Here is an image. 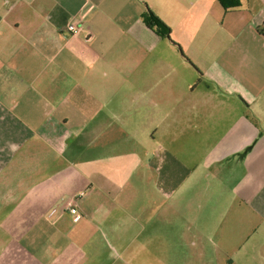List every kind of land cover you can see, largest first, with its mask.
I'll list each match as a JSON object with an SVG mask.
<instances>
[{"label": "crops", "instance_id": "crops-1", "mask_svg": "<svg viewBox=\"0 0 264 264\" xmlns=\"http://www.w3.org/2000/svg\"><path fill=\"white\" fill-rule=\"evenodd\" d=\"M239 2L0 0V264H264V0Z\"/></svg>", "mask_w": 264, "mask_h": 264}, {"label": "trees", "instance_id": "trees-1", "mask_svg": "<svg viewBox=\"0 0 264 264\" xmlns=\"http://www.w3.org/2000/svg\"><path fill=\"white\" fill-rule=\"evenodd\" d=\"M218 2L225 10H233L240 7L239 0H218ZM143 21L146 26L153 30L157 35H159L160 37L167 38L173 43L171 39V28L162 19H160L152 10H146V12L143 14ZM175 46H177L178 49L181 50L178 45L175 44Z\"/></svg>", "mask_w": 264, "mask_h": 264}, {"label": "built area", "instance_id": "built-area-1", "mask_svg": "<svg viewBox=\"0 0 264 264\" xmlns=\"http://www.w3.org/2000/svg\"><path fill=\"white\" fill-rule=\"evenodd\" d=\"M68 30L71 33V35L76 36V35H78V33L81 30V25L74 22V23L69 25ZM85 195H86V193L81 192V193L69 198L64 203V205L62 206V209L68 210L72 214H75L78 216V213H79L78 203Z\"/></svg>", "mask_w": 264, "mask_h": 264}, {"label": "rangeland", "instance_id": "rangeland-1", "mask_svg": "<svg viewBox=\"0 0 264 264\" xmlns=\"http://www.w3.org/2000/svg\"><path fill=\"white\" fill-rule=\"evenodd\" d=\"M135 251L136 254H138L139 256L142 255L143 249L142 248H134L133 249ZM185 252V251H184Z\"/></svg>", "mask_w": 264, "mask_h": 264}]
</instances>
